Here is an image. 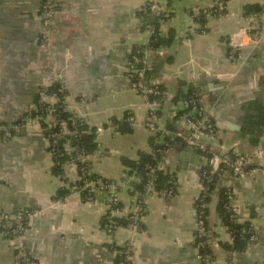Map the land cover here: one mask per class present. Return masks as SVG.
I'll list each match as a JSON object with an SVG mask.
<instances>
[{
    "label": "crops",
    "instance_id": "1",
    "mask_svg": "<svg viewBox=\"0 0 264 264\" xmlns=\"http://www.w3.org/2000/svg\"><path fill=\"white\" fill-rule=\"evenodd\" d=\"M54 1L53 43L45 54L38 48L43 0H0V213L10 220L25 210L34 212L22 240L29 256L38 264H116L109 245L122 247L131 241L129 228L120 227L113 236L104 232L106 200L77 189L74 168L67 165L62 173L54 172L55 159L41 131L27 124L33 131L23 134V126L17 127L37 105L39 91L61 77L68 94L66 110L95 130L98 148L89 156L90 172L118 181L115 187L126 213L139 201L121 181L127 170L123 160L139 162L159 144L169 146V135L184 128L177 117L186 108L185 100L175 101L180 85L183 94L191 91L205 98L206 115L217 132L214 146L230 159L244 155L263 169L244 179L232 178L229 170L218 181L208 204L213 261L264 264V156L258 155L264 152V10L244 13L246 6L264 5V0H228L218 13V0H158L170 13L164 36L172 35L175 44L171 61L150 56L151 67H156L151 77L165 92L155 132L147 127L150 104L132 88L126 72L132 52L151 37L148 25L157 23L153 14L140 13L149 0ZM195 8L206 13V33L191 16ZM255 15L263 35L258 42L249 30ZM235 35L237 44L232 46ZM233 47L239 48L242 60L229 59ZM164 50L161 57L168 52ZM49 67L56 70L53 80ZM116 122L127 123L128 130L121 131ZM99 126L104 132L97 133ZM175 146L161 164L164 173L176 178L175 195L167 199L153 194L143 200V226L134 237L136 264H202L195 238L196 202L208 159L196 153L187 162L181 156L185 145ZM62 188L70 194L59 200ZM222 188L233 192L238 217L257 233V241L233 259L223 248L232 239L217 212ZM2 223L0 264H17L15 241Z\"/></svg>",
    "mask_w": 264,
    "mask_h": 264
},
{
    "label": "built area",
    "instance_id": "2",
    "mask_svg": "<svg viewBox=\"0 0 264 264\" xmlns=\"http://www.w3.org/2000/svg\"><path fill=\"white\" fill-rule=\"evenodd\" d=\"M228 0H218L217 6L219 12H222L226 8V3ZM40 18L42 22L43 31L41 34V38L38 42V48L42 53L50 54L52 43H53V33H54V20L56 16V3L54 0H43L41 7H40ZM141 14H153L155 18L157 19V26L156 25H148V32L151 37L161 36L163 37L165 35L164 26L166 22L168 21V17L170 16L169 11L161 5L158 0H149L148 2L144 3L143 6L140 8ZM199 9L195 8L191 12L192 18H195L199 15ZM257 17L258 15L253 16L252 18V24L249 27V30L251 32V37L253 42H258L260 39L263 38V35L261 31L258 28L257 25ZM207 26H204L201 29V33L207 32ZM241 34H244V31L240 32ZM150 37V38H151ZM238 35H235L232 40L231 44L232 46H236L237 42L235 41ZM150 39L142 45H139L131 54L130 60L128 62L127 66V76L131 82V86L134 90H136L139 94H141L144 98H146L150 104V109L148 113V121H147V127L151 131H157L158 130V105L160 101L164 98L165 92L163 89H161V84L157 81H155L153 78H149L147 76L146 71L151 68V61L150 56L151 55H159L164 56L165 50L164 48H158L154 49L152 46L149 45ZM239 48H232L229 53V59L234 60H242L241 54L238 52ZM56 70H54V67H49L48 76L50 79H54V75H56ZM60 87L58 89V93L61 96V99L58 98L57 95H50V97L47 96V93L45 92L47 88H50L53 84H50L48 87H44L42 89V98L39 101V104L33 107V110L39 108L42 113L45 114V118L49 121L50 126L52 123L58 122L57 119V107H66L68 94L65 89V85L63 84V80L61 77H58V80L56 82ZM39 91V93L41 92ZM47 98H50L52 101L57 100V103H60L58 106L54 103H48L46 101ZM189 99V98H188ZM60 100V101H59ZM186 111L183 114L178 115V121L181 122L184 126L183 129H177L175 130L171 135V142L177 143L176 141H179V143H182L185 145V147H188L192 149L194 152L198 154H205L208 151L213 152L212 157L207 161V165L209 166V169L207 172H205L204 177L201 178V185H202V191L200 196L198 197V200L202 196L208 195L207 189L208 185L214 184L217 178H222L225 175L228 174L229 170L231 173L232 178L237 179H244L248 177H255L258 174H260L263 169L259 166L253 165L251 160L244 156V155H236L234 158L230 159V162L227 158L217 154L213 150L214 142L216 141V127L212 123L211 119L206 115L205 112V98H203L200 95H194V99L187 100L185 102ZM130 123L133 121V118H129ZM30 125L32 127L37 128L41 131V124L39 122V118H27L26 120L22 119L20 122V125H17V127H24ZM61 127L63 129V132L66 133V122L63 120L61 121ZM72 124H75V121H72ZM2 125L0 124V128ZM110 127L113 129L114 125H110ZM97 133L104 132V127L99 126L96 128ZM60 138L59 133H52L50 134V139H57ZM49 141V139H48ZM171 143V144H172ZM173 146V145H172ZM171 146H166L164 150H159L158 152L163 154V158L161 161L157 163V166L150 169L149 175L150 180H148L147 183V196L150 195H160L163 198L172 199L175 195V191L173 189L166 191L162 190L160 192H156L154 189L153 181L155 180L156 174L161 169L162 162L166 159V156L169 151L171 150ZM260 157L264 156V152L260 151L258 154ZM89 157L85 154H81L78 156V160L80 161H86ZM72 168H75L76 164L75 162H72L69 164ZM229 168V169H227ZM83 173L86 174V171L83 170ZM90 185V184H89ZM92 187H95V193H98L99 195H102L107 203V217L108 222L104 226V232L108 236H113L114 233L117 231L118 228H120L115 221V218L121 217L125 214L124 209H120L117 207L118 203L120 202L119 194L116 190L115 185L113 184H107L102 182L100 179L96 182H93L91 184ZM227 194L229 195V199L231 200L233 208L237 211L236 207V198L232 191H228ZM197 200V201H198ZM204 207V205H201ZM143 212L144 208L140 205V202L136 203L132 209L130 210V214H132L131 219L135 221L133 224L129 226V231H131V241L129 244V249L126 256V261L131 264H136L134 262V241H135V235L140 231V223L142 222L143 218ZM238 213V212H237ZM196 214H197V229H196V248L198 251V258L200 259V262L202 264H215L211 256H205L203 257L199 253V249L203 246V238L207 234V230L204 226L203 216L204 212L200 211L197 212L196 208ZM34 215V212H31L29 210H25L21 213L16 214V216L13 219H8L7 216L0 213V220L2 222L8 223V234L13 240L15 241V249L18 252L17 253V264H38L36 260L31 258L28 254V252L25 250L22 244L23 236L25 231L27 230V227L24 226V220L28 219L30 220ZM232 239V238H231ZM257 241L256 235H252L250 238V244H254ZM249 244V245H250ZM113 250V248H112ZM115 253V252H114ZM116 255V253H115ZM125 261V262H126ZM120 264H123L120 262Z\"/></svg>",
    "mask_w": 264,
    "mask_h": 264
},
{
    "label": "trees",
    "instance_id": "3",
    "mask_svg": "<svg viewBox=\"0 0 264 264\" xmlns=\"http://www.w3.org/2000/svg\"><path fill=\"white\" fill-rule=\"evenodd\" d=\"M215 12L218 13V6L214 8ZM264 10V5H248L244 9V13L246 15H250L252 13L261 14ZM169 19V18H168ZM196 21H198L199 24L202 26L206 23V13L199 14L196 18ZM158 24L156 23V26ZM173 43V36L170 35V38H166L165 36H156L151 37L149 45L152 46L154 49L158 48H166L168 49V52L165 57H161L158 55L157 58H164L165 60L171 61L174 55V47ZM156 67L152 66L149 68L146 73L149 78H152L151 75L155 74ZM59 85L57 83H54L50 88L42 89L43 92L47 93V96L50 97V95H60L58 93ZM183 85H180L179 92L177 94V97L175 98V101H177L180 98H183L185 102L190 99H194V93L189 91L187 94H183L182 92ZM161 89H163V86H161ZM42 90L36 97L35 101H37V105L39 104V101L42 98ZM59 99H61V96H58ZM189 98V99H188ZM60 101V100H59ZM50 103V102H48ZM55 102L54 104H56ZM60 103L56 104L58 106ZM190 108V107H189ZM188 108V109H189ZM188 109L185 108L183 112L180 114L185 113L188 111ZM179 115V114H178ZM39 118V122L42 126L41 133L49 139V151L53 155L55 159V167L54 172L57 174L62 173L67 165H69L72 162H75V170L77 171L79 175V181H77L76 186L77 189L84 192V194H87L88 196H91L94 193L95 187H92L91 184L93 182H96L97 180H101L104 183L107 184H118V181L109 180L102 178L98 175L92 174L90 172L89 168V158L86 161H80L78 160V156L81 154H85L86 156H91L98 148V143L96 140L95 130L93 128H90L88 124H86L81 118L76 117L74 114L68 112L66 110V107H57V119L58 122L52 123L50 126L49 121L45 118V114L41 112L39 108L32 110L30 113L25 114L22 119L26 120L27 118ZM178 118V117H177ZM21 119V120H22ZM21 120H19L21 122ZM66 122V133L63 132V129L61 127V121ZM75 121V124H72V121ZM212 121V120H211ZM120 125L121 131L125 132L128 130V124H121L119 122H116ZM213 123V122H212ZM169 128L174 127L172 125H169ZM52 133H59L60 138L57 139H50V134ZM167 144L169 143V140L166 138L165 141ZM173 145L170 144V146L173 148L176 144H179V141H176ZM165 144H159L157 147H155L154 153L152 154H142L139 162H133L130 160H123V164L126 167V173L124 177L121 179L122 182H126L128 185V192L131 196H137V201L140 202V205L144 208L143 215H145V206L143 205V200L147 197V183L148 180H150V169L157 166V163L164 159L163 154L159 153V150H164L166 146ZM173 145V146H172ZM176 147V146H175ZM208 160L212 157L213 152L208 151L207 153L203 154ZM166 158L168 156L165 155ZM209 169V166L206 165L201 172V178L204 177L205 172H207ZM229 169V168H227ZM83 170L86 171V174L83 173ZM223 178V177H222ZM222 178H217L214 184L208 185L207 193L205 197L202 196L197 202H196V208L197 212L200 211L204 212L203 221L204 226L207 230V234L202 239L203 240V246L199 249V253L205 257V256H211L212 259L215 258L213 254L212 246L209 244V240H211V227H210V221H209V210H208V204L210 201V197L212 193L215 191L217 187V183L219 180H222ZM120 182V181H119ZM90 184V185H89ZM154 189L156 192H160L162 190L169 191L173 189L176 190V178L169 173H164L163 170H160L157 172L155 180L153 181ZM229 191L228 188H222L219 193V199L217 202V212L219 214V218L221 221V224L223 227L226 228L227 232L230 234L232 238V244H224L223 248L229 253L230 258L233 259L235 255L242 254L246 251L250 244V238L252 235H256V230L254 229L253 225L250 222H242L240 218L238 217L237 211L233 208L231 200L229 199V195L227 192ZM70 194L69 188H62L61 191H59L57 195V199L63 200L66 196ZM201 205H204L201 206ZM118 208L123 209V205L121 204V201L117 205ZM132 214L126 213L118 218H115V221L117 222L119 227L122 228H129L131 224H133L135 221L131 219ZM108 222L107 214L105 215L103 219V228L105 224ZM29 220H24V226L28 227ZM3 229L7 231L8 233V223L5 221L2 223ZM142 222L140 223V230L142 229ZM9 236V234H8ZM11 238V237H10ZM13 239V238H12ZM109 248L112 252L116 253V264H120L122 262L123 264H131L127 262L126 256L129 249V245L127 246H116L114 244H110ZM113 248V250H112ZM17 252V251H16ZM18 253V252H17ZM114 253V254H115ZM126 261V262H125Z\"/></svg>",
    "mask_w": 264,
    "mask_h": 264
},
{
    "label": "water",
    "instance_id": "4",
    "mask_svg": "<svg viewBox=\"0 0 264 264\" xmlns=\"http://www.w3.org/2000/svg\"><path fill=\"white\" fill-rule=\"evenodd\" d=\"M199 93H201V92L199 91ZM31 131H33V129L31 127L25 126V127L21 128V132L23 134H24V132H31ZM178 148L181 149L182 146L180 145V146H178ZM185 148H186L185 149L186 152H185V154H181V156L184 157L187 162H190V159H187V157L192 156V158H193L196 155V152H194L192 149H190L188 147H185ZM212 148L217 154L227 158L229 160V162H230V158L227 156V152H225L224 150L218 148L217 146H213ZM180 153H178V155H180Z\"/></svg>",
    "mask_w": 264,
    "mask_h": 264
},
{
    "label": "rangeland",
    "instance_id": "5",
    "mask_svg": "<svg viewBox=\"0 0 264 264\" xmlns=\"http://www.w3.org/2000/svg\"><path fill=\"white\" fill-rule=\"evenodd\" d=\"M143 217H144V216H143ZM142 219H143V218H142ZM118 229H119V228H118ZM118 229H117V230H118ZM140 232H141V230H140V231H138V233H140ZM138 233H136V234H133V235H135V237H136Z\"/></svg>",
    "mask_w": 264,
    "mask_h": 264
}]
</instances>
